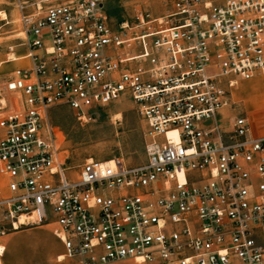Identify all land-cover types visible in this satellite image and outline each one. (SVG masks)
Masks as SVG:
<instances>
[{"label":"built area","instance_id":"1","mask_svg":"<svg viewBox=\"0 0 264 264\" xmlns=\"http://www.w3.org/2000/svg\"><path fill=\"white\" fill-rule=\"evenodd\" d=\"M16 5L27 52L1 85L0 236L50 225L78 264H264V136L232 94L264 74V0H172L118 27L93 0ZM125 100L145 161L68 165L51 110Z\"/></svg>","mask_w":264,"mask_h":264},{"label":"rangeland","instance_id":"2","mask_svg":"<svg viewBox=\"0 0 264 264\" xmlns=\"http://www.w3.org/2000/svg\"><path fill=\"white\" fill-rule=\"evenodd\" d=\"M93 1L104 6L114 27L126 22L133 24L140 13L151 15L152 18H163L172 10V0ZM16 7V0H0V61L3 63L0 74V115L11 110L14 103L12 95H7L3 90L2 83L15 68L26 64L22 57L27 50L17 37L20 22ZM2 12L7 14V20L1 19ZM10 53H14L16 59H9ZM51 119L54 127L61 132L62 155L68 165L78 168L91 159H120L127 165H139L146 159V125L130 100L95 108L84 119H78L76 113L66 106H57L51 110ZM14 242L17 247L16 258L22 264H54L50 259L58 250V245L47 231L34 230L16 235ZM109 264L137 263L124 260Z\"/></svg>","mask_w":264,"mask_h":264},{"label":"crops","instance_id":"3","mask_svg":"<svg viewBox=\"0 0 264 264\" xmlns=\"http://www.w3.org/2000/svg\"><path fill=\"white\" fill-rule=\"evenodd\" d=\"M1 62V61H0ZM233 99L241 106V111L248 117L252 133L255 136H264V74L255 76L250 80H242L233 90ZM34 230H45L55 240L58 250L52 254L50 262L54 264L73 263L71 260H58L65 252L63 243L53 234L50 225L22 229L16 232L0 236V246L3 248L0 254L1 264H22L16 258L17 247L15 246L14 236Z\"/></svg>","mask_w":264,"mask_h":264},{"label":"bare ground","instance_id":"4","mask_svg":"<svg viewBox=\"0 0 264 264\" xmlns=\"http://www.w3.org/2000/svg\"><path fill=\"white\" fill-rule=\"evenodd\" d=\"M1 15H2V18H1L2 20L8 19L7 14L2 12ZM8 58L9 59H16V55L14 53H10ZM116 117L118 118L119 114ZM2 251H3V248L0 246V254L2 253Z\"/></svg>","mask_w":264,"mask_h":264}]
</instances>
